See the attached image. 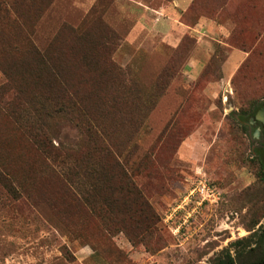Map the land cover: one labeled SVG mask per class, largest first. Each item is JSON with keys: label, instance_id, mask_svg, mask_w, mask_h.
<instances>
[{"label": "rangeland", "instance_id": "374dc122", "mask_svg": "<svg viewBox=\"0 0 264 264\" xmlns=\"http://www.w3.org/2000/svg\"><path fill=\"white\" fill-rule=\"evenodd\" d=\"M176 1L0 0V264H212L253 246L264 0ZM200 178L220 200L187 195Z\"/></svg>", "mask_w": 264, "mask_h": 264}, {"label": "trees", "instance_id": "16d2710c", "mask_svg": "<svg viewBox=\"0 0 264 264\" xmlns=\"http://www.w3.org/2000/svg\"><path fill=\"white\" fill-rule=\"evenodd\" d=\"M161 81H162V75L160 74L158 79L155 83L154 91L151 93V96L156 97L160 94L162 88H161ZM64 113L71 114V108L69 106H66L63 108ZM83 119L80 117V121ZM92 140L94 142V139L92 137ZM95 143V142H94ZM96 144V143H95ZM107 145V146H106ZM98 146L96 144V149L101 153V156L107 159V156L109 157V165L110 167H119L120 164H123V161L125 158H123L121 161L118 159H114L111 156V146L108 144ZM123 183L120 185V191L121 189H125V194H134L136 197V206L140 210H146L148 212V216L151 217L149 206H147V202L145 200H142L140 190L137 188L135 183L127 177L125 172L123 171L122 174ZM109 203V202H108ZM257 221L253 223L256 224ZM253 238V237H252ZM239 240H237L236 243H238ZM251 244L247 245L246 250H237L235 253V256L231 254V252L228 249L222 250L220 256L212 263V264H264V226H260L258 232L252 239V241L249 240Z\"/></svg>", "mask_w": 264, "mask_h": 264}, {"label": "built area", "instance_id": "2783aa9c", "mask_svg": "<svg viewBox=\"0 0 264 264\" xmlns=\"http://www.w3.org/2000/svg\"><path fill=\"white\" fill-rule=\"evenodd\" d=\"M188 196H197L198 200L217 202L220 200L221 192L215 186L208 184L204 179H199L189 190Z\"/></svg>", "mask_w": 264, "mask_h": 264}, {"label": "crops", "instance_id": "0c3cea01", "mask_svg": "<svg viewBox=\"0 0 264 264\" xmlns=\"http://www.w3.org/2000/svg\"><path fill=\"white\" fill-rule=\"evenodd\" d=\"M176 5H179V6H181L180 8L181 9H184V8H186L187 7V5H188V2H187V0H178V1H176ZM184 5V6H183ZM202 23H204V22H202ZM163 25H166V24H163ZM162 25V28L161 29H165V30H168V28H171V27H179L177 24H175L174 22H170V23H168L167 25L168 26H163ZM183 26V25H182Z\"/></svg>", "mask_w": 264, "mask_h": 264}, {"label": "water", "instance_id": "95a60500", "mask_svg": "<svg viewBox=\"0 0 264 264\" xmlns=\"http://www.w3.org/2000/svg\"><path fill=\"white\" fill-rule=\"evenodd\" d=\"M262 114H263V111L262 110L258 112V115L261 116L260 118H262Z\"/></svg>", "mask_w": 264, "mask_h": 264}, {"label": "flooded vegetation", "instance_id": "af4514ba", "mask_svg": "<svg viewBox=\"0 0 264 264\" xmlns=\"http://www.w3.org/2000/svg\"><path fill=\"white\" fill-rule=\"evenodd\" d=\"M260 122V126L262 127V128H264V124L262 123V121H259Z\"/></svg>", "mask_w": 264, "mask_h": 264}]
</instances>
